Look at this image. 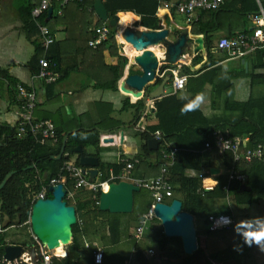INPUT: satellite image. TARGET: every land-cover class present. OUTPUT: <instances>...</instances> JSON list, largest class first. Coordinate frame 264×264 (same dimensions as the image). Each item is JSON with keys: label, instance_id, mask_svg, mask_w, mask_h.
I'll return each mask as SVG.
<instances>
[{"label": "trees", "instance_id": "1", "mask_svg": "<svg viewBox=\"0 0 264 264\" xmlns=\"http://www.w3.org/2000/svg\"><path fill=\"white\" fill-rule=\"evenodd\" d=\"M39 0H37L38 2ZM169 0H103L108 11L109 19L113 18L118 12H132L139 16L137 26H142L150 29H161L163 25L169 27L170 34L177 38L185 29L187 36L192 40V36H204L206 39L207 49L205 54L198 53L193 57L192 64L185 66L183 72L189 74L187 81V89L192 92L202 90L206 82H210L213 88L222 91L221 86L223 73L220 68L213 67L214 59L208 67L206 62L212 54L211 43L215 31L222 29L224 24H227L229 32L227 36H233L240 31H249L246 24L249 15L259 8L257 0H225L220 8L216 10H205L198 13V18L186 27L178 25L175 22L173 12H168L161 16L158 11L160 2ZM264 7V0H259ZM94 0H72L65 7L61 8V13H58L60 4L51 0L50 7L52 13L49 16L46 10L38 21L44 25H48L53 34V28L49 26L50 19L56 21V25H63V30L66 37L63 41L56 43V50L50 53L48 58L50 64L54 66V70L58 71L65 50L61 47L66 45H75L79 57L77 63L63 71V75L67 76L72 71H84L90 77L95 78L96 85L102 89L117 88L118 81L123 75L125 65L128 63V57L124 54L121 44L116 40L115 36L118 31L116 26H110L108 22H103L96 14L93 7ZM35 3L32 0H19L16 6L17 13L23 23L26 31L27 39L35 46V50L43 48L40 40L39 27L32 17L31 11ZM54 12L56 13L54 15ZM94 16L97 20L94 22ZM106 26L109 29V35L99 45L93 47L89 45V40L97 35V29ZM238 31V32H237ZM71 44V45H70ZM55 41L50 45L54 46ZM108 51L111 56L118 58V64L107 65L104 61V51ZM256 52H262L257 50ZM40 60L39 56H35L34 61ZM208 68V69H207ZM35 73L39 69L33 67ZM2 75L7 81V88L11 93H16L17 79L9 75L6 69H0ZM226 80L229 81L227 77ZM24 84V83H23ZM193 84H196L195 89ZM231 84L225 88L230 93ZM194 96L186 97L185 100L180 99L176 94L166 95L162 98L154 100L155 122L147 125L146 131L141 132L145 139L142 146V156H138V162L134 163L137 169L143 168L147 174L146 177L155 176L160 171L162 157L160 149L150 150L148 140L160 134L162 137L161 143H168L176 146L178 150L175 152L174 160L171 164L169 175L173 185V196L166 198L164 202H171L177 198L182 201V209L191 213L194 216L196 225L197 245L198 248L192 254H185L182 243L180 246H173L171 243L175 237H166L163 232V226L156 231L159 240L157 241L159 249L164 256L167 257V263L170 260H182L183 264H264V256L262 258L255 256L252 252V246H247L243 243L236 231L238 223L243 220L252 218H264V160H253L250 162H239L234 165L232 155L229 152L219 154L215 148L209 149L212 155L222 158L225 161L223 164L224 170H228L234 166L239 172L245 173L247 178L244 182L229 180L228 174L226 179L223 177L219 180L218 188L221 190L223 199H228L230 208L228 210H219L215 205V197L203 188V179L198 175H189V169L197 170L207 174L212 166L211 162L206 159L205 142L210 136L212 129L223 127L222 124H214L203 114L201 108L194 111H187L183 115L180 114V109L183 104L191 100ZM138 108L142 106V101L138 100ZM227 109H240L241 104L235 102L230 96L225 100ZM47 119V118H45ZM107 124L100 121V126H115L118 124L116 120L108 118ZM56 126L57 141L40 143L36 137L31 134L19 135L18 129L5 122H0V183L5 176L15 171L8 179L5 186L0 189V264H2L4 256V247L8 244H19L24 249L28 248L26 242L14 243L8 242L6 230L10 227L26 226L24 223L29 218L30 208L33 204L34 196L46 187L45 197L50 198L52 194L49 190V182L52 178L65 175L63 164L66 160L71 159L75 154L70 152L71 148L82 146L84 154L96 155L99 157V152L95 154L88 153L87 147H98L99 134L96 131L80 130L71 133L67 139L66 151L60 159L52 158L60 152L64 135L76 125L81 126L83 123H73V126L59 127L55 119H52ZM105 122V121H104ZM241 123L249 126L251 130H261L262 126L256 122ZM264 123V122H263ZM228 128V127H226ZM232 135L250 133V144L254 145L258 142L264 145V140L258 138L257 133L252 134L251 130L241 131L240 127L230 126L228 128ZM254 133V132H253ZM153 156V159L146 161V157ZM100 176L99 181H104L109 176L110 169L115 174H118L126 162L122 163H103L99 159ZM76 165L79 164V155H76ZM146 163V164H145ZM147 165V166H146ZM203 176V174H202ZM246 184L250 189L239 191L240 186ZM66 185L73 189V184L70 180H66ZM227 185L228 188L223 187ZM79 189L74 190V197L67 201L68 205H73L76 208L79 221L72 226L73 234L71 237H66L69 246L68 254L65 251L60 252L59 247L57 254L54 255L55 264H76L79 261L81 247V236L87 231L84 226V221L87 216L92 215L93 218L106 217L109 241L112 243L120 240L121 226L118 220L119 214L110 213L99 209L101 189L96 192L88 190L78 195ZM140 191L134 193L135 210L138 198L145 197ZM149 196L145 202L144 213H148L151 205V197L149 192L145 190ZM94 197V198H93ZM168 199L170 201H168ZM134 213V212H133ZM229 214L232 216L234 223L220 230H209L207 228L208 215L210 214ZM158 222L159 219L154 217ZM203 225V229L201 227ZM206 236L205 243L201 241V234ZM237 238V239H236ZM32 239V238H31ZM238 242L245 245V255L241 259L239 257ZM48 247V244L44 245ZM104 252V251H103ZM104 254V253H103ZM134 255L139 264H156L151 262L144 255V249L140 243L134 241ZM123 263V261H122ZM19 264H26L21 262ZM89 264H93L89 261Z\"/></svg>", "mask_w": 264, "mask_h": 264}, {"label": "crops", "instance_id": "2", "mask_svg": "<svg viewBox=\"0 0 264 264\" xmlns=\"http://www.w3.org/2000/svg\"><path fill=\"white\" fill-rule=\"evenodd\" d=\"M178 1L179 0H169L160 2L158 11L160 12L162 5L161 16L164 17V15L170 11L173 12L175 16V12L170 9V6L171 4H174ZM36 2L37 0H32V3ZM18 3L19 0H0V69H6L9 75L17 79L18 83H24L25 85L35 89L37 93V106L34 111V116L37 119H55L59 127L73 126V123H78L81 121L83 123L81 126L76 125L69 130L72 131V133L75 132L73 130L76 128H79L78 131L87 130L98 132V147L96 148L94 146H89L86 149L88 153L95 154L97 151L99 152V157L96 155H91L96 156L98 158V162L99 159L103 163H124L126 161H132L134 163H136L135 161L138 162V158L136 157L142 156V146L145 143V139L141 135V132L146 131L147 125L155 122L154 99L148 98L146 99V102H144L143 100L145 97V91L135 90L128 86L125 82L127 76L140 73V67L130 61L124 67L123 75L118 81L117 88L115 90L102 89L96 85L95 78L88 76L84 71H72L67 76L63 75V71L77 63L76 60L79 57L76 44H70L71 47L68 45L65 47L60 46V49L63 48V50H65L67 53L65 54L64 52L58 71H55L54 66L51 65L52 70L58 75L57 80L48 83L37 78V73L34 72L33 67H36L40 70V60L34 61L35 56H39L40 59L48 57L50 53L56 50V43L65 39L66 33L63 30V25H56V21L50 19L49 26L53 28L55 45L43 48L41 47L36 51L35 46L26 37V31L16 9ZM2 10H5V12H2ZM55 14L56 13L54 12V15ZM120 14L121 18L124 15H131L132 17L136 18L134 21L139 20V16L132 12H119V15ZM96 18L97 17L94 16V22H96ZM175 22L183 27H186L187 25L179 21L176 17ZM122 24L124 25L123 20ZM126 26L128 25L125 24L124 27ZM252 26L253 25L250 21V18H248L246 28L251 29ZM138 27V29L141 30L146 28L142 26ZM163 27H167L169 29L167 25H163ZM228 27L229 26L227 24H224L222 29L215 31L211 43L212 54L206 62V65L209 67L211 65L212 59H214L215 63L213 67H218L221 69L224 79L222 80L221 86H219V88L221 87L222 91L213 88V85L210 82H206L202 90L197 93L187 89V84L184 89L174 92L171 83V75L168 72L162 78L158 77V74H156L157 80L153 84L149 85L147 90L152 92L161 84L165 77L169 76V79H167L164 84L162 97L174 94H176L178 97L181 95L184 97H189L195 96L198 93H203L205 100L201 104L200 108L203 114L212 122V125L213 123H219L223 126L225 125L228 128H230V126L240 127L242 128L241 131H245L251 129L244 123H241V125L238 124V121L242 119L245 123L256 122L261 124L262 129L251 130V135L257 133L258 138L264 140V49H260L262 51L261 53L256 52V50L243 58H230L228 53L219 49L214 41L216 37L221 38L223 36H227V33L229 32ZM182 32H185V29L182 30ZM120 34L121 35H119L120 38L118 40L121 44H125L126 50L129 53L131 46L129 47L127 43H125L123 31H121ZM170 36L173 38V40L175 39L171 34ZM194 37L195 36H192L191 42H189L188 46L183 51L185 57L184 60H182L181 64H177L180 66L184 64L181 66L182 70L185 66L192 64V60L195 55L198 53L205 54L206 52L207 44L205 37L202 36V38H204L203 44L194 41ZM57 48L59 47L57 46ZM156 48L159 49L158 47ZM156 48L154 47V49ZM150 49L153 50V48ZM160 52L159 54L153 52V55L160 59ZM104 61L107 65H116L119 62L118 58L111 56L107 50L104 51ZM161 63L162 62L159 61L158 68L160 66L163 67L160 65ZM177 65L174 67H177ZM227 77L229 78V81L226 80ZM229 84H231L229 89L230 93L225 90ZM7 86L8 81L2 75H0V122H5L14 126L18 112L20 110V104L17 100L16 93H11ZM195 86L196 84H193L194 89ZM3 88H5V90ZM229 96L235 102L241 104L240 109L234 110L227 109L225 107V100ZM138 100L142 101V106L139 107V109H137L138 104H136ZM108 118L116 120L118 124L115 126L104 127L98 124L100 121H103V123L107 124V122H109V120H107ZM234 136L241 137L244 141V146H252L250 144V133L241 135L238 134ZM160 144L161 143H159V146H161ZM159 146L158 149H160ZM76 155L77 154L72 157L73 160L76 159ZM205 155L208 162L212 163L210 172L204 174L203 172L189 169L187 173L192 176H196L199 173L203 174V188L205 191L211 193V195L215 197L214 206L219 210H228V208H230L229 201L227 198L223 199L221 197L222 192L218 188V183L223 177L226 179L229 169L224 170L223 164H225V161L222 158L213 156L212 151L209 149L205 151ZM151 159H153V156L146 157V161ZM98 171L100 174L99 165ZM110 171L113 170L110 169ZM99 174L93 180L98 181L100 176ZM145 174H147V172L143 168L138 169L137 167L136 169L134 167L132 169L131 176L133 178H148V176L146 177ZM206 186H209L210 188H206ZM178 197L177 199H179ZM143 198L144 197L142 196L138 198L136 212L131 214L132 221H135V223L139 222V219L143 218V216L146 214L144 213L143 209H145V202L149 198L148 194L146 200ZM130 213H115L119 214L118 220L120 221L121 229L124 223L129 219ZM201 227L203 229L204 226L201 225ZM134 235L135 234L132 233L129 235V237L125 235L123 237L121 235L120 240L114 243L109 241L107 247H105L103 250V264H110L109 262H111L109 260L108 254L109 248H113V252H115L116 255L118 254L117 257L123 256L121 258L122 260H120L123 261L122 264L127 263V261L130 259L132 260V258H134L135 261L134 241L136 239ZM205 240L206 236L202 233V243H205ZM128 241L133 243V247L129 252H127V247L126 249L124 247V250L122 248L125 242ZM136 241L140 243V241ZM66 244H68V242H66L64 245L66 246ZM238 249L239 257L243 259L246 249L245 245L242 242H238ZM50 250L52 251V249ZM54 250L56 249L54 248ZM62 252L63 251H61V253ZM252 252H254L255 256L257 255V257L262 258L264 256V251H261L255 244H253ZM53 254L55 255L57 253L53 252ZM58 254L60 253L58 252ZM144 255L148 257L146 254ZM89 261L92 262V256L87 259L86 264H89ZM170 261V263H167V257H162V264H176L172 262L176 260ZM135 262L137 263V260ZM76 264H80L79 261L76 260Z\"/></svg>", "mask_w": 264, "mask_h": 264}, {"label": "built area", "instance_id": "3", "mask_svg": "<svg viewBox=\"0 0 264 264\" xmlns=\"http://www.w3.org/2000/svg\"><path fill=\"white\" fill-rule=\"evenodd\" d=\"M60 4V9L58 13H61V8L72 0H55ZM259 8L250 14L249 18L252 23V28L249 31H240L233 36H223L219 39L217 47L228 53V56L232 59L243 58L250 53L264 49V7L260 4ZM225 0H179L178 2L171 4L170 9L184 16L185 21L191 23L198 18V13L205 10H216L221 7ZM51 0H39L36 2L32 8L31 14L35 19L40 32V39L43 47L50 46L54 41L55 37L51 33L50 28L38 21L42 14L50 9ZM109 35V29L106 26H102L97 29V35L94 36L88 43L90 46H97L107 39ZM159 67L156 71L158 77L162 78L167 72L171 75V83L173 91L182 90L186 87L189 74L182 71V67L177 65L174 66H164ZM36 77L44 80L45 82H54L57 80L58 75L52 70L50 61L46 58L40 59V70L36 74ZM16 96L20 104V110L18 112L17 119L14 126L18 129L19 135L31 134L40 143H46L48 141H57V131L56 126L50 119H37L34 116V111L37 106V93L33 87H29L23 83H17L16 85ZM156 138L162 141L160 134L156 135ZM243 139L239 136H234L230 133L228 128L217 127L212 129L209 138L205 142V148L211 149L215 148L219 154L229 152L232 155L234 165L239 162H250L253 160L262 161L264 159V146L262 143L258 142L252 146H244ZM160 154L162 157V162L160 165V171L157 175L148 178H133L131 176L132 169L134 168V162L126 161L125 166L122 171L118 174L109 172V176L104 181L90 180L89 172L83 169L82 166L76 165L75 160H66L63 164V171L65 175H60L54 177L50 180L49 186L62 183L65 185L67 192L65 200L72 199L74 196V190L78 188H87L88 190L96 192L98 189H103L110 182H118L121 180L130 181L138 185L149 192L151 197V205L148 213L143 217H148L152 219L156 217L153 207L158 202H164L166 198L173 196V185L170 181L169 170L171 164L174 160L175 152L178 150L176 146H171L168 143L160 144ZM137 162V161H135ZM99 174V171H98ZM97 174V175H98ZM100 175V174H99ZM202 177V174H198ZM247 178L245 173L239 172L234 166L228 170V179L236 180L239 182H244ZM72 182V188L66 185V180ZM206 188H210L206 186ZM227 189L228 186L223 187ZM46 187H44L39 193L34 196V202L39 198H45ZM99 203V202H97ZM30 208L29 218L24 223L30 229L29 234L33 240L31 248H25L22 255L14 260L8 261L3 256L2 264H15L20 260L26 264H55L54 254L50 248L45 247L42 244L37 235L33 232L31 226V214L32 207ZM221 217L228 218V223L217 226V222ZM157 218V217H156ZM82 224V221L77 218ZM234 223V220L229 214H210L208 215L207 228L209 230H220L223 228H228ZM145 219L141 220V223L137 225L135 231V239L139 240L144 233ZM0 231L3 229L0 228ZM31 250H34L35 255H31ZM148 257H153L155 250L153 248H148L144 252ZM99 257V259H97ZM131 259L127 261V264L131 263ZM104 254L101 247L96 248L93 251V264H103ZM136 263V262H135ZM19 264V263H18ZM136 264H139L138 262Z\"/></svg>", "mask_w": 264, "mask_h": 264}, {"label": "water", "instance_id": "4", "mask_svg": "<svg viewBox=\"0 0 264 264\" xmlns=\"http://www.w3.org/2000/svg\"><path fill=\"white\" fill-rule=\"evenodd\" d=\"M93 7L96 15L103 21L108 22L110 26L119 28V12L111 19H109L108 11L104 5L103 0H94ZM52 9L48 10L49 15ZM131 32L133 37L132 43L137 50H143L145 46L151 48L159 47L163 52L164 57L158 59L153 55L152 49H145L135 57L134 62L140 67L141 72L131 74L126 77V84L135 90L145 91L144 102L146 99H158L163 96V87L169 76L165 77L161 84L152 92L147 90L148 86L153 84L156 79V69L159 61L164 66H175L181 64L184 60V49L191 42L187 36L186 31L182 32L179 37L173 39L169 38L170 31L166 27L161 29H137V34ZM194 41L203 44L204 38L202 36L194 37ZM164 43V45H163ZM182 64L181 66H183ZM79 128L73 131H78ZM72 131H68L62 140L60 152L53 155L52 158L60 159L66 151L67 139ZM157 138L148 140V147L150 150H157L159 146ZM1 145V143H0ZM70 152L79 155V164L83 169L89 172L90 180H93L98 174V158L96 156L84 154L82 146H76L69 150ZM15 171L9 172L3 181L0 183L2 189L8 179ZM140 187L133 182L121 180L119 182H110L105 188L101 190L99 199V209L109 211L110 213H130L134 207V193L140 191ZM250 186L242 184L239 191L248 190ZM52 197L37 199L32 207L31 226L33 232L37 235L42 244H49V242L61 239L63 243L68 240L66 237H71L73 234L72 226L77 223V212L73 205H68L64 199L67 189L64 184L58 183L49 188ZM153 211L158 219L161 220L163 232L166 237H179L183 251L185 254H192L197 250V234L194 222V216L182 209V201L180 199H173L171 202H158L154 205ZM24 248L19 244H8L4 247V258L8 261L18 259ZM31 255L34 256V250H31Z\"/></svg>", "mask_w": 264, "mask_h": 264}, {"label": "rangeland", "instance_id": "5", "mask_svg": "<svg viewBox=\"0 0 264 264\" xmlns=\"http://www.w3.org/2000/svg\"><path fill=\"white\" fill-rule=\"evenodd\" d=\"M2 12H5V10H2ZM160 13L162 15V5H161ZM175 17L179 21L187 24L183 15L175 12ZM122 20L123 19L121 18V14H120V21H119L120 26L118 28L117 35L115 36V38L117 37L116 40L118 42H119L118 39L120 38L119 35H121L120 32H121V30L123 31V29L125 28V27L124 28L121 27L122 26ZM137 21L138 20L134 21V20L129 19L127 22L128 26H126V27H129L130 30L136 34H137V29L139 28L137 26ZM124 26H125V24H124ZM217 34H220V33H217ZM169 38L173 39L170 35H169ZM219 39H220V37H216L214 39L216 44L218 43ZM163 45H164V43H163ZM121 46H122L124 54L128 57V63H129L130 58H131L130 54L127 52L125 44H121ZM66 53L67 52H65V54ZM3 89L5 90V88H3ZM72 157H74V156H72ZM68 160H70V159H68ZM73 190H76V189H73ZM85 191H86L85 188L79 189L77 194L81 195ZM142 193H144V196H145L143 199L146 200L147 192L145 190H142ZM168 201H170V200L168 199ZM136 209L135 210L133 209V211L129 214V219L122 226V229H121L122 233L121 234L123 237H124V235L129 237V235L131 233L135 234L137 225H139L141 223V220L145 219V224H144L145 230H144L142 237L138 241H140V244L142 245L143 249L145 250L144 252H146L148 248H153L155 250V254L153 257H146L145 256L147 259H149L151 262H155L156 264H162V257L164 256V254L162 253V251L158 247L157 241L159 240V238L156 235L157 234L156 231L160 228V225L162 226V222L160 219H159L160 222H158L154 218L149 219L148 217H146V218L143 217V218L139 219V222L135 223V221H132V218H131L132 215L131 214L133 212L135 213ZM77 218H78V214H77ZM83 221H84V226H85L87 233L81 236V241H80L81 247H79V249H78V251L80 253V259H79L80 264H86L87 259H89V257L93 255V251L96 248L101 247L104 250V248L107 247L108 242H109V233H108V224H107L108 222H107L106 217H101V218L97 217V218L92 219V215H89ZM29 231H30V229L28 228V226H17V227L8 228L6 230V235L8 236V242L20 243V242L25 241L27 246L29 248H31V246L34 242L30 237ZM172 241H175V242L171 243V245H173V246H175V245L180 246V244H181V238H179V237L173 238ZM64 244L65 243H63L61 239H57L56 241L49 242L48 248L52 249V252L57 253V249L59 247H61L59 250L60 251L59 253H61V251H65V254H68L70 245L66 244V246H65ZM132 244L133 243L130 241L125 242L124 246H122L123 250H124V247H125V249L127 247V252H129L131 250V248L133 247ZM54 248L56 250H54ZM113 251H114L113 248L108 249L109 260L111 261L109 263L110 264H122V261H120V260H122L121 258L123 256L117 257L118 254L116 255L115 252H113ZM135 261H134V258H132V261L130 264H136ZM114 262H117V263H114ZM172 262L176 263V264H183L182 260H180V259H178L176 261H172ZM18 263H20V260L15 264H18ZM125 264H127V263H125Z\"/></svg>", "mask_w": 264, "mask_h": 264}, {"label": "clouds", "instance_id": "6", "mask_svg": "<svg viewBox=\"0 0 264 264\" xmlns=\"http://www.w3.org/2000/svg\"><path fill=\"white\" fill-rule=\"evenodd\" d=\"M179 98L182 100L186 99L183 95ZM204 100V94L198 93L191 100H188L181 106L180 114L183 115L187 111H194L198 109ZM228 222V218L221 217L217 222V226L227 224ZM236 231L238 235L242 237L245 245L252 246L255 244L261 251H264V218H252L240 221ZM97 259H99V257Z\"/></svg>", "mask_w": 264, "mask_h": 264}, {"label": "bare ground", "instance_id": "7", "mask_svg": "<svg viewBox=\"0 0 264 264\" xmlns=\"http://www.w3.org/2000/svg\"><path fill=\"white\" fill-rule=\"evenodd\" d=\"M119 19H120V15H119ZM122 19H123V21H124V24H126L127 25V22H128V20L130 19V20H134V19H136L135 17H132L131 15H124L123 17H122ZM121 27H123L124 28V25L122 24V26ZM122 31V30H121ZM123 33H124V40H125V43H127V45L130 47V50H129V53H130V57H131V61L132 62H134V60H135V57L137 56V55H139L143 50H145V49H150L151 48V46H145V47H143V50H137V49H135V47H134V45H133V43H132V40H133V37H132V35H131V32H130V29H129V27H125L124 29H123ZM124 40H122V41H124ZM156 48V47H155ZM159 48V47H158ZM153 52L154 53H156V54H159V49H154L153 48ZM155 56V55H154ZM155 57H157V56H155ZM158 58V57H157ZM163 58V54H162V52H161V57H160V59H162ZM159 59V58H158ZM159 59V60H160ZM119 182V181H118Z\"/></svg>", "mask_w": 264, "mask_h": 264}]
</instances>
